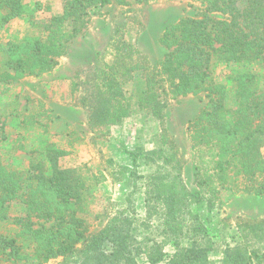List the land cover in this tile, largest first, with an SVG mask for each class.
I'll use <instances>...</instances> for the list:
<instances>
[{
	"label": "trees",
	"instance_id": "1",
	"mask_svg": "<svg viewBox=\"0 0 264 264\" xmlns=\"http://www.w3.org/2000/svg\"><path fill=\"white\" fill-rule=\"evenodd\" d=\"M110 3L64 0L61 12L39 26L41 3L0 0V30L20 20L30 30L4 45L0 84L52 72L93 12ZM204 4L194 17L163 28L158 42L165 54L159 60L139 43L142 25L133 16L112 22L106 46L86 74L72 80L68 105L81 111L92 144L107 140L113 128L132 117L156 126L152 148L135 146L127 152L128 164L108 159L114 181L125 189L123 206L96 234L86 236L84 206L90 182H100L64 165L67 150L47 140L33 146L37 158L27 169L0 163V220L19 201L17 236L31 244L32 259L15 239L0 236V248L9 250L10 258L39 264L59 257L65 264H140L144 256L148 264H214L210 253L221 236L212 233V218L221 220L220 191L242 188L264 198V0ZM38 27L41 32H35ZM214 62L245 69L230 78L231 106L226 86L214 79ZM189 94L205 99L185 127L196 192L185 183L187 162L167 124L171 99ZM141 228L150 236H143ZM227 238L220 264L264 263V215L236 224Z\"/></svg>",
	"mask_w": 264,
	"mask_h": 264
},
{
	"label": "rangeland",
	"instance_id": "2",
	"mask_svg": "<svg viewBox=\"0 0 264 264\" xmlns=\"http://www.w3.org/2000/svg\"><path fill=\"white\" fill-rule=\"evenodd\" d=\"M36 1L42 5L38 16L39 26L52 15L59 14L64 3V0ZM204 5V0H111L109 5L93 12L83 32L67 46L55 71L41 78L28 77L15 83L0 84V163L7 164L12 169H27L30 161L37 158L31 152L33 146L48 140L65 147L68 155L62 160L63 164L80 168L85 177L95 175L100 182L95 186L90 182V197L84 206L86 236L101 230L115 211L123 206L125 189L114 181L108 159L128 164L127 152L135 146L152 148L155 144L153 134L156 126L149 119L132 117L113 128L107 140L97 141L94 145L90 142L92 135L81 111L69 107L66 102L68 86L65 87V82L68 83L76 75L86 74L84 72L89 69L96 55L106 46L112 22H119L125 16H133L142 25L139 43L151 58L159 60L165 54L158 42L163 28L182 17H194L205 9ZM215 16L216 19L221 18L220 15ZM136 28L139 29L137 26ZM37 29L35 32L42 31L40 27ZM28 33L30 30L21 20L0 30V66L5 61L2 51L4 45L9 40L18 41ZM243 70L245 69L236 65L213 63L215 81L227 88L228 106L233 104L230 78ZM202 98L203 95L189 94L171 99L167 112V124L187 162L184 179L191 192H196L197 188L194 183V157L185 127L203 108L205 99ZM137 205L140 217L144 218L141 201ZM218 206L221 210L218 218L221 220L212 218L215 224L212 233L221 236L214 239L215 250L210 253L214 264H220L223 240L228 241L227 236L236 224L264 215V198L256 197L242 188L222 190L218 194ZM22 210L23 206L19 201L10 204L9 217L0 220V236L7 240L15 239L23 253L32 259L29 239L23 235L17 236L21 228L18 217L22 215ZM141 230L143 236H150L149 229ZM168 252L171 253L172 249ZM12 263L39 264L38 261H15L10 258L9 250L0 248V264ZM139 263L148 264L144 256L139 259ZM40 264H65V261L59 257Z\"/></svg>",
	"mask_w": 264,
	"mask_h": 264
},
{
	"label": "crops",
	"instance_id": "3",
	"mask_svg": "<svg viewBox=\"0 0 264 264\" xmlns=\"http://www.w3.org/2000/svg\"><path fill=\"white\" fill-rule=\"evenodd\" d=\"M62 58V57H61ZM59 61V60H58ZM56 68H57V66L55 67V69L53 70V71H55L56 70ZM52 71V72H53ZM52 72H50V73H47V74H44V75H42L41 77H44V76H48V74H51ZM41 77H38V78H41ZM73 80V79H72ZM72 80L71 79H69L68 80V83L67 82H65V87H67L68 86V90H67V92H66V97H67V99H66V102L68 103V96H69V94H70V88H71V83H72ZM67 83V84H66ZM69 107H71V105H68ZM55 143V142H54ZM58 146H61L62 148H64L65 150H67L65 147H63L62 145H59V144H57Z\"/></svg>",
	"mask_w": 264,
	"mask_h": 264
}]
</instances>
